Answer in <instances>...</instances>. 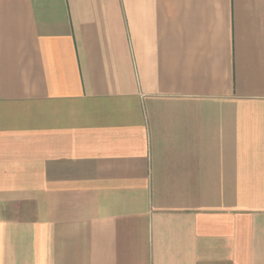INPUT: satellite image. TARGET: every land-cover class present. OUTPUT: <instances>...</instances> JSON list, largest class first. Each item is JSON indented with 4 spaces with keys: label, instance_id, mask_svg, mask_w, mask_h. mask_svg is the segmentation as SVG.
Masks as SVG:
<instances>
[{
    "label": "crops",
    "instance_id": "obj_1",
    "mask_svg": "<svg viewBox=\"0 0 264 264\" xmlns=\"http://www.w3.org/2000/svg\"><path fill=\"white\" fill-rule=\"evenodd\" d=\"M0 264H264V0H0Z\"/></svg>",
    "mask_w": 264,
    "mask_h": 264
}]
</instances>
